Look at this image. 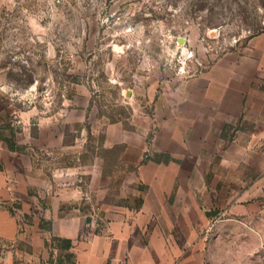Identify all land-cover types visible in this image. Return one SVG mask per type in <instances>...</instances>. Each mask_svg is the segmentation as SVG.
<instances>
[{
    "label": "rangeland",
    "instance_id": "rangeland-1",
    "mask_svg": "<svg viewBox=\"0 0 264 264\" xmlns=\"http://www.w3.org/2000/svg\"><path fill=\"white\" fill-rule=\"evenodd\" d=\"M263 29L264 0H0V155L16 161L21 154L35 163L40 157L53 167L83 164L110 175L103 181L90 173L75 177L83 189L104 184V197L94 189L81 203L88 222L100 221L102 201L125 199L121 186L130 168L118 160L122 144H107L114 124L135 129L131 121L152 115L154 96L175 87L174 80L206 70ZM225 133L232 136L234 129ZM50 138H62L61 145L49 150ZM240 152H264V146ZM243 167L245 184L264 179L255 159ZM26 179L36 196V178ZM19 207L14 202L11 211ZM231 222L204 230L202 252L215 244L216 264H240L264 247V239L236 235L255 228L264 234V218ZM10 245L0 238V264Z\"/></svg>",
    "mask_w": 264,
    "mask_h": 264
},
{
    "label": "crops",
    "instance_id": "crops-1",
    "mask_svg": "<svg viewBox=\"0 0 264 264\" xmlns=\"http://www.w3.org/2000/svg\"><path fill=\"white\" fill-rule=\"evenodd\" d=\"M172 86L154 96L152 115L131 121L135 129L114 124L107 144H122L118 160L130 168L121 186L125 199L102 201L100 221L88 222L81 203L94 189L104 197V184L83 189L75 177L110 175L83 164L53 167L40 157L35 163L21 154L16 161L0 155V238L11 244L3 264H46L62 252L54 237L71 240L72 260L63 264H205L206 256L216 264L215 244L202 252L205 228L232 224L236 216L245 223L264 218V179L243 182V162L255 159V169L263 170L264 152H240L264 146V29ZM61 142L50 138L45 145L54 150ZM130 197L138 203L131 205ZM25 213L31 218L24 220ZM244 232L236 234L239 240L264 239L259 228ZM247 263L246 255L240 264Z\"/></svg>",
    "mask_w": 264,
    "mask_h": 264
},
{
    "label": "trees",
    "instance_id": "trees-1",
    "mask_svg": "<svg viewBox=\"0 0 264 264\" xmlns=\"http://www.w3.org/2000/svg\"><path fill=\"white\" fill-rule=\"evenodd\" d=\"M3 139L6 140L7 145L10 148H14V149L17 148L15 146V143L9 138L4 137ZM167 158L168 157H166L165 159L167 160ZM156 160H159V158H156ZM53 241H55L56 247L60 249L62 252L55 259L50 258L47 261V264H63L64 262H71L72 253L69 251L71 240L69 238H64V237H54Z\"/></svg>",
    "mask_w": 264,
    "mask_h": 264
},
{
    "label": "built area",
    "instance_id": "built-area-1",
    "mask_svg": "<svg viewBox=\"0 0 264 264\" xmlns=\"http://www.w3.org/2000/svg\"><path fill=\"white\" fill-rule=\"evenodd\" d=\"M247 264H264V247L256 248L247 254Z\"/></svg>",
    "mask_w": 264,
    "mask_h": 264
}]
</instances>
